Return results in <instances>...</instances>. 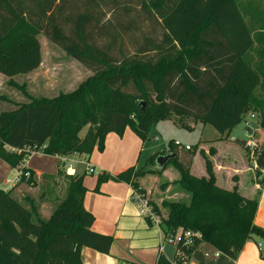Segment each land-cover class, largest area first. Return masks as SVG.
<instances>
[{"label": "trees", "instance_id": "trees-1", "mask_svg": "<svg viewBox=\"0 0 264 264\" xmlns=\"http://www.w3.org/2000/svg\"><path fill=\"white\" fill-rule=\"evenodd\" d=\"M39 34L92 74L53 97L24 90L27 102L0 112V159L18 167L19 182L34 185L33 172L21 167L31 152L88 156L102 151L108 133L121 135L125 128L144 141L152 125L171 120L191 129L183 122L190 118L226 139L254 112L258 132L264 131V10L250 0H0V73L12 77L36 69ZM246 130L255 143L250 152L258 177L264 170V144L254 139L252 128ZM235 142L248 147L245 140ZM179 147L167 142L166 152L175 156L162 168L172 164L178 173L173 183L187 197L160 204L170 232L191 233L192 244L183 246L180 237L177 251L189 257L204 242L234 259L248 239L257 237L264 259V228L254 223L257 195L249 199L236 186H217L203 151L207 174L193 176L177 157ZM158 156L148 162L154 164ZM146 172L153 171L131 166L110 178L141 192L136 179ZM57 175L67 185L46 220L37 216L32 200L27 208L11 189L0 188V264H83L82 247L109 251L111 236L92 229L93 216L83 206L82 175L60 170ZM105 178L99 176L98 182ZM157 264L170 263L160 256Z\"/></svg>", "mask_w": 264, "mask_h": 264}, {"label": "crops", "instance_id": "crops-1", "mask_svg": "<svg viewBox=\"0 0 264 264\" xmlns=\"http://www.w3.org/2000/svg\"><path fill=\"white\" fill-rule=\"evenodd\" d=\"M38 67L28 72V74H23L24 76L20 80H16V75L8 77L0 73V101L6 98L14 100L2 91L9 87L8 83L6 84L9 79L23 84L25 79H30L36 73ZM26 82L29 83L30 81L26 80ZM10 88L13 89V87ZM14 101L19 102L20 100L15 99ZM158 123L151 126L150 130L154 129L153 134L150 135L149 130L147 139L144 141L130 128H125L121 135L113 132L108 133L105 136L102 151L94 149L88 156L78 154L57 156L33 152L27 156L21 167L33 172L34 185L19 181L13 182V186L10 188L11 195L27 208L29 207L27 200H32L38 217L46 220L61 199L57 194H53L47 189L46 182H52L53 188L60 187L63 182L61 179L64 178L57 175L59 170L67 175H82L83 185L86 189L83 195V206L93 216L92 229L98 233L111 236L112 239L107 253H100L91 248L82 247L80 254L83 264H157L160 256L171 264L174 261L176 243H170L164 237L169 234L173 235L175 232L178 233L179 229L170 232L163 224L162 218L166 215L165 209L160 206L163 198L159 199V203L152 202L151 188L149 189L146 183H143L144 178H154L156 175L164 178L161 183H173L178 178V173L173 166L175 172L170 167L165 166L162 168L156 162L154 164L148 162V158L155 153L159 156L167 154L166 149L153 151L155 147L148 145L153 143L152 139L156 140V134L160 135L156 132ZM258 130V125H255L251 130L252 135H256ZM259 133L260 138L257 142L264 144V131ZM246 137L245 141L248 140V134H246ZM235 139L244 140L232 136L231 132L225 140L215 137L207 143L209 149L212 148L214 152L210 154L209 151H204V154L211 162L217 186L226 190H231L233 186H236L238 192L249 199L257 195L258 205L254 223L264 228V170H261L258 177L256 176L253 157L250 155L251 157L248 158L247 150L236 143ZM206 142L199 140L194 150H184L183 147L178 150L177 157L179 160H182L185 154L189 153L187 151L193 152L188 166L189 172L193 176L202 177L207 174L204 158L199 152L201 148H204L203 145ZM223 143L228 147L229 145H238L243 153L242 161L239 162L233 156L222 153L219 145ZM143 151L149 152V155L144 160V164L141 165L139 159ZM87 166L92 171H89ZM131 166H134L135 170L155 172L153 174L145 173L144 177H139L136 182L147 200L158 207L159 214L157 215L161 224L157 225L143 215L131 198L133 188L130 184L110 178ZM18 171V167L13 168L0 159V188L6 190L7 182L12 183ZM99 176H106L107 178L98 182ZM260 180L262 181L261 185L258 183ZM41 185H43V189L37 195ZM170 185L174 186V194H176L178 190L175 185L169 183L168 187ZM22 191L26 194H22ZM257 192L259 193L257 194ZM183 195L187 197L185 194ZM166 199L170 198L167 197ZM179 199L172 198L170 200ZM261 246L262 243L257 237H251L245 242L237 257L232 259L207 243L201 242L189 256L187 264H264V259L261 258Z\"/></svg>", "mask_w": 264, "mask_h": 264}, {"label": "rangeland", "instance_id": "rangeland-1", "mask_svg": "<svg viewBox=\"0 0 264 264\" xmlns=\"http://www.w3.org/2000/svg\"><path fill=\"white\" fill-rule=\"evenodd\" d=\"M250 2L254 5H256L259 9L264 10V0H250ZM68 31V26H67ZM38 41L40 43V50H41V63L38 67V70L30 79H25V82L23 83V89H19L17 86H11L10 84H6L9 86L8 88H5L2 90L4 93H6L8 96H10L12 99L20 100L19 102H16L14 100L6 98L5 100L0 101V112L2 111H9L10 109H14L16 107V103H24L27 102V97L23 94L24 90L31 96L35 97H53L57 95L60 92H69L74 90L77 85L86 79L88 76L92 74V72L83 66L81 63L77 62L75 59L68 56L58 45L52 43L49 41L43 34H39ZM259 56L254 55L253 60H258ZM23 74L28 73H22V74H16V80H20ZM26 80L30 81L29 83L26 82ZM18 85H22L17 83ZM10 87H13L10 88ZM133 91V89L131 90ZM249 118V119H248ZM251 118V119H250ZM176 119V118H175ZM186 121H183L184 123H187L189 126H193L191 129H187L184 127H180L179 125H176L171 120H164L163 122L158 123V129H156V140L152 139L153 143H150L148 145H153L155 150H163L167 147V142L169 140L176 141L180 143V147H188L189 150L196 149V146L198 145V141H204L206 142L203 146L204 148L200 149V151H209L208 141L212 140L215 137H218V139H223V136H220V134L209 124H202L200 122L194 123L192 119L190 118H183ZM248 123V124H247ZM259 120L258 116L254 112H248L247 115L244 116L243 121H241L235 128L231 130V135L237 138H243L244 140L247 138L246 134L249 132L246 130V126L248 125L250 128H254L255 125H258ZM86 130V127L83 128L79 135L82 136ZM153 128L150 130V135L153 134ZM263 132V131H260ZM260 138V133H256L255 140H258ZM150 140V139H149ZM225 140V139H223ZM221 151L224 154H227L228 156H233L235 160L242 161L243 153L240 151V147L238 145H227L220 144ZM179 147V148H180ZM249 148V149H247ZM245 150H247V157H251L250 147H247ZM187 150V149H184ZM192 152V151H191ZM149 152L143 151L140 155L139 164L143 165L144 160L149 155ZM211 154V153H210ZM205 155V154H204ZM251 155V156H250ZM191 153H186L185 157L181 160L182 163L188 164L191 162L192 159ZM207 157V155H205ZM166 167H170L173 171L172 164H167ZM151 171V170H147ZM195 171V170H194ZM175 172V171H174ZM196 172V171H195ZM147 173V172H146ZM155 173L153 172H148ZM159 174V173H158ZM161 174V173H160ZM156 175V174H155ZM176 175V173H175ZM144 176H142L143 178ZM164 178L162 176H155L154 178H144V182L146 183V186L150 189L151 188V201L152 202H158L160 198H163V200H170L172 198H186L182 192L179 191L177 188L176 194H174V186H169L168 184L175 185L172 182H166L161 183V180ZM63 182L61 183L60 187L53 188L52 182L48 181L47 189L53 193L57 194L59 198H62L65 192V188L67 185V181L64 179H61ZM154 180V181H152ZM47 181V180H46ZM258 181V180H257ZM32 187V186H30ZM168 187V188H167ZM176 187V186H175ZM167 188V191H166ZM43 189V185L40 187V191H38L37 195H39V192H41ZM22 194H26V192L22 191ZM28 194V193H27ZM170 199H166V198ZM255 197V196H254ZM253 197V198H254ZM159 203V202H158ZM37 214V212H36ZM38 216V215H37ZM43 220V219H42ZM189 258V257H188Z\"/></svg>", "mask_w": 264, "mask_h": 264}, {"label": "built area", "instance_id": "built-area-1", "mask_svg": "<svg viewBox=\"0 0 264 264\" xmlns=\"http://www.w3.org/2000/svg\"><path fill=\"white\" fill-rule=\"evenodd\" d=\"M250 136L251 135H249L248 140L246 141V145L248 147H250V150H251L252 147L255 145V143L250 140ZM175 143H178V142L175 141ZM178 144H180V143H178ZM185 149H189V148L185 147ZM31 153H33V152H31ZM88 170L92 171L90 167H88ZM21 175H22L21 171H18L16 173L12 183L7 182L6 188L10 189L13 186L12 185L13 182L15 183V182L20 181ZM24 175L28 176V172H25ZM131 198L134 201V203L140 208L143 215L147 216L153 223H155L157 225L161 224L159 216L154 211L152 204L147 200V198L145 197L144 194H142L141 192H139L138 190L133 188ZM180 237H182V239H183V246H189L192 244L191 233L189 231L181 232L180 229H179L178 233L175 232V234H173V235L169 234L168 236H165L164 239L170 243H176V245H177ZM174 257L181 259L184 262V264H187L188 257L182 251H177V249H176ZM171 264H177L176 260H174Z\"/></svg>", "mask_w": 264, "mask_h": 264}, {"label": "water", "instance_id": "water-1", "mask_svg": "<svg viewBox=\"0 0 264 264\" xmlns=\"http://www.w3.org/2000/svg\"><path fill=\"white\" fill-rule=\"evenodd\" d=\"M142 103V106L144 107V103ZM175 156V153H167L165 155H160L156 158L155 162L159 167H162L169 159L173 158Z\"/></svg>", "mask_w": 264, "mask_h": 264}]
</instances>
